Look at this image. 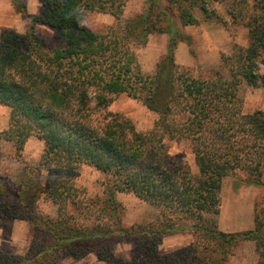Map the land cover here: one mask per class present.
I'll return each mask as SVG.
<instances>
[{
  "label": "trees",
  "instance_id": "obj_1",
  "mask_svg": "<svg viewBox=\"0 0 264 264\" xmlns=\"http://www.w3.org/2000/svg\"><path fill=\"white\" fill-rule=\"evenodd\" d=\"M128 1L40 0L31 19L57 32L51 47L34 27L0 34V105L10 110L0 147L12 144L21 158L33 136L45 146L23 178L0 176V217L32 225L27 252L0 248V264H61L89 254L107 264H226L242 241L255 242L264 264V208L255 209L253 229L237 233L220 230L211 218L221 213L226 177L243 173L264 186V111L246 113L240 102L245 84L264 91V0H165L167 7L147 0L144 14L123 20ZM12 2L27 14L24 0ZM215 3L227 4L230 23L248 29L249 44L222 54L224 71L202 78L176 61L178 45L189 40L173 17L181 26L197 25L195 11L214 18ZM91 13L111 15L115 24L90 30L84 23ZM153 33L170 40L147 74L136 48ZM122 95L157 115L152 128L139 131L131 118L110 111ZM180 144L192 161L173 153ZM83 166L104 175L102 198L78 183ZM119 193L149 203L158 215L124 225ZM42 197L57 207L55 216L39 212ZM184 230L193 241L163 254V240ZM119 244L132 246L129 258L116 253Z\"/></svg>",
  "mask_w": 264,
  "mask_h": 264
},
{
  "label": "rangeland",
  "instance_id": "obj_2",
  "mask_svg": "<svg viewBox=\"0 0 264 264\" xmlns=\"http://www.w3.org/2000/svg\"><path fill=\"white\" fill-rule=\"evenodd\" d=\"M27 14H18L12 0L0 1V34L4 30H15L20 33L34 30L42 36L51 47L57 42V32L42 24H33L31 13L38 11L40 0L29 2L24 0ZM162 4L167 7L165 0ZM149 7L147 0H129L123 20H132L144 14ZM216 14L214 18H206L199 10L195 11L198 18L197 25L181 26L178 19L173 17L175 28L178 29L189 42H181L176 51L177 63L199 77H212L217 71H224L222 54L230 55L234 46L247 47L249 44L248 29L243 25L231 24L228 16L227 4L215 3ZM40 13V12H39ZM38 13V14H39ZM226 20L224 24L219 20ZM115 24V18L108 14L91 13L86 17L85 27L94 31H104L108 26ZM170 35L167 33L150 34L147 42L136 48L138 61L143 71L152 74L157 69L160 59L167 53ZM228 75V72L225 71ZM240 102L244 112L252 113L257 110L264 111V91L243 85L240 91ZM110 111L131 118L139 131L152 128L157 115L149 111L142 103L120 96L111 105ZM10 110L0 105V130L9 125ZM44 142L33 136L27 142L21 158H17L12 144L4 142L0 147V176L5 181L19 179L25 176L27 170H33L39 165L44 153ZM173 153L185 160L192 161L193 156L186 144H180L173 149ZM33 168V169H31ZM29 173V172H28ZM47 176V171L42 173V180ZM78 183L84 186L90 197H103L105 177L96 169L83 166L78 172ZM14 192L15 187L8 185ZM117 199L122 213L124 225L131 226L136 223L153 220L159 210L149 203L140 200L133 194L119 193ZM264 186H255L248 182L243 173L226 177L221 190L220 215L211 216L217 220L219 229L226 233H237L251 230L255 227L254 212L264 208ZM38 210L45 215L55 216L57 207L51 202L41 198ZM32 225L27 221L13 220L0 217V248L13 254L24 255L31 240ZM191 230L178 231L167 236L160 247L163 254L171 253L189 245L193 241ZM123 255H129L132 246L120 247ZM66 262V263H65ZM71 259H65L61 264H72ZM260 256L256 251L253 241H242L234 249L226 264H259Z\"/></svg>",
  "mask_w": 264,
  "mask_h": 264
},
{
  "label": "crops",
  "instance_id": "obj_3",
  "mask_svg": "<svg viewBox=\"0 0 264 264\" xmlns=\"http://www.w3.org/2000/svg\"><path fill=\"white\" fill-rule=\"evenodd\" d=\"M1 1V0H0ZM31 3V2H36V0H28V3ZM37 10L38 11H36L35 13H31V15H33V16H35V15H38V13L40 12V6H37ZM122 245L124 246V245H129V244H119L118 246H117V249H116V253L118 254V255H121V256H123V257H125V258H129L130 257V255H131V253H129V255H123L122 253H121V251H119L120 250V247H122ZM68 258H70L71 259V263L72 264H107L106 262H104V261H99L98 259H97V257L94 255V254H89V255H87L86 257H84V258H82V259H80V260H75V259H73L72 257H68ZM68 258H66V259H68ZM66 263V262H65Z\"/></svg>",
  "mask_w": 264,
  "mask_h": 264
}]
</instances>
